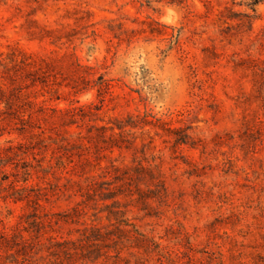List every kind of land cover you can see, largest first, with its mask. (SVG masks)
I'll return each mask as SVG.
<instances>
[{
	"label": "rangeland",
	"instance_id": "rangeland-1",
	"mask_svg": "<svg viewBox=\"0 0 264 264\" xmlns=\"http://www.w3.org/2000/svg\"><path fill=\"white\" fill-rule=\"evenodd\" d=\"M206 1L0 0V264H264V0Z\"/></svg>",
	"mask_w": 264,
	"mask_h": 264
},
{
	"label": "trees",
	"instance_id": "trees-1",
	"mask_svg": "<svg viewBox=\"0 0 264 264\" xmlns=\"http://www.w3.org/2000/svg\"><path fill=\"white\" fill-rule=\"evenodd\" d=\"M139 1H141V3L143 5L147 4L150 7H152V3L154 1H157V2L166 1L168 4H174V5L177 4L180 7H183L186 10H188L189 13H193V11H191V8H192L193 5H192V3L190 4V1H192V0H139ZM203 2L205 3L206 11L202 15L209 16L212 12L215 11L216 6L211 1L203 0ZM218 18H217L218 19L217 23L215 22L216 21L215 19H213V22L221 30H224L226 27L229 28L230 26H232L228 21H226V19L222 18V16L218 17ZM138 22L143 24V23H146V20L138 19ZM154 23L161 24L164 27H166V29H169L171 27L172 28L171 32L170 31H165V34L169 35L171 37V39L173 37H177V40H176L177 43L175 45H173L171 47V49H175V48L177 49L178 46L180 48L181 45H180L179 37H181V35L183 33V30L185 29V24L182 27L177 28L175 26H170V25H167V24L160 23L159 21H155ZM251 25H253V20L251 21ZM170 37H168V38H170ZM84 68H91V67H89L87 65L86 66L84 65ZM104 86H107V87L110 88V87L115 86V84L112 82V80L103 79L102 82L99 84V88L102 89Z\"/></svg>",
	"mask_w": 264,
	"mask_h": 264
}]
</instances>
